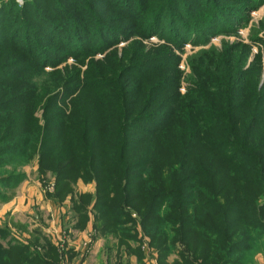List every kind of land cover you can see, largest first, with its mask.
Wrapping results in <instances>:
<instances>
[{
    "label": "rangeland",
    "instance_id": "1",
    "mask_svg": "<svg viewBox=\"0 0 264 264\" xmlns=\"http://www.w3.org/2000/svg\"><path fill=\"white\" fill-rule=\"evenodd\" d=\"M24 5L25 0H0V51H11L9 58H0V210L13 202L10 210L0 212V227L9 231L7 239L11 235L23 241L40 229L35 235L45 236L60 251L74 249L71 259L63 255V264H204L221 239L231 241L235 228L222 197L218 210H211L206 234L193 224L194 219L205 221L203 215L197 217L204 212L185 211L175 188H170L168 200L171 204L176 195L173 207L166 206L163 193L157 194L150 218L142 224L145 207L139 199L147 188H136L140 182L130 180L129 192L136 203L123 206L127 213L119 221H125L122 227L135 237L130 246H143L139 260L118 249L111 236L95 239L92 226L83 232L73 230L71 205L46 197L53 192L55 179L39 166L43 145L50 147L45 139L69 133L60 122L45 121L59 120L60 113L68 115L72 104L78 116L91 112L98 107L99 96L110 102L152 100L156 124L136 125L160 132V145L167 151L160 150L150 181L155 187L176 182V164L170 165L168 152L179 146V137L170 131L163 134V124L180 103L185 116L190 106L201 105L198 99L221 106L230 103L229 84L237 88L234 102L241 105L254 102L256 91L264 90V0H52L50 5L47 0H29L21 11ZM26 53L38 59L41 74L39 70L25 74L32 63ZM22 87L29 95L20 104ZM131 134L142 137L135 129ZM134 147L130 144L129 151ZM146 173L133 171L130 177ZM143 179L147 183V174ZM185 181L183 193H190L191 182ZM82 184L91 189L93 183ZM80 191L76 184L75 192ZM3 196L9 200L2 201ZM16 203L20 206L14 208ZM257 204L261 213L264 194ZM165 212L172 218H165ZM186 214L196 218L172 224L173 218ZM259 223L250 228L254 242H236L237 251L221 248L211 263L264 264V213ZM207 235L216 243H208Z\"/></svg>",
    "mask_w": 264,
    "mask_h": 264
},
{
    "label": "trees",
    "instance_id": "2",
    "mask_svg": "<svg viewBox=\"0 0 264 264\" xmlns=\"http://www.w3.org/2000/svg\"><path fill=\"white\" fill-rule=\"evenodd\" d=\"M51 2L47 0V5ZM28 4L29 0H25L21 11H25ZM10 54V50L4 49L0 51V58H9ZM25 56L32 60L25 74L33 75L38 70L41 74L42 67L38 59L30 53ZM5 68H10V65ZM53 74L44 73L47 77ZM26 80L22 84H26ZM227 87L230 103L221 106L198 99L201 105L196 108L190 106V112L184 116V103L181 102L179 109L176 108L169 115L163 124V134L170 131L169 134L175 133L176 139L179 137V146L173 148V152H168L170 165L176 164L177 180L167 184L160 182L157 187L150 181L153 179L150 171L163 148L160 145L162 134L136 125V122L156 124L151 115L152 100L139 102L135 98L131 101L117 99L110 102L99 96L101 99L97 100L96 105L100 109L94 108L92 113L87 110L79 116L75 112V104H72L68 115L60 113L59 120L45 121L52 124L60 122V128L69 133L67 136L59 133L57 137L45 139L50 147L46 149L43 145V151H40L39 166L51 172L55 179L54 190L46 197L55 204L69 201L73 212L71 220H74L71 228L82 230L91 223L95 239L111 236L118 249L135 255L137 260L143 258L141 248L139 244L137 247L130 246V242H135V237L122 227L121 223L125 221H119V218L126 216L123 206L136 203L129 192L130 180L140 182L136 188H147V192L139 199L140 205L145 207L141 211L142 224L150 218V207L156 205L157 194L163 193L166 206L173 207L171 204L176 202V195H172L171 204L168 200L172 194L170 188H175L179 192L178 202L184 205V210L204 212L197 217L203 215L201 220L205 221H196V217L187 214L178 217V214L172 219V224L194 219L193 224L201 228L202 234H206V228L211 226L208 223L211 210H218V199L222 197L235 228L231 233V241L221 239L217 250L220 252L221 248L232 247L237 251L238 246H234L236 242H254L255 239L249 234L250 228L260 226L259 215L264 213V210L261 213L257 210V199L264 194V90L256 91L254 102L241 105L234 102L237 88L230 84ZM27 95L28 89L22 87L19 98L23 101L20 104L26 103L24 97ZM201 102H205L208 107ZM47 104L51 106L50 99ZM81 129L87 131L81 132ZM133 129L142 135L140 139L133 137ZM132 143L135 147L129 151ZM41 145L42 141L39 142V148ZM163 150L167 151V148ZM132 166L134 169H131ZM140 170H147V183L143 179L146 174L130 177V172ZM183 179L191 182L190 193H183ZM79 181L93 183V192L76 193L75 186ZM7 200L8 196L2 197V201ZM165 218L172 217L165 212ZM227 225L228 222L223 223L224 227ZM8 232L0 227V264H63V255L66 254V259L74 255L68 249H64L65 252L58 251V247L45 236L35 235L40 234V229H34L30 237L23 241L11 235L7 239ZM192 235L198 242L196 233ZM205 240L210 244L216 243V239L209 235ZM150 242L154 244L156 240ZM217 250L213 251L210 258L216 257ZM209 253L207 251L203 255ZM210 258H206L204 264H212Z\"/></svg>",
    "mask_w": 264,
    "mask_h": 264
},
{
    "label": "crops",
    "instance_id": "3",
    "mask_svg": "<svg viewBox=\"0 0 264 264\" xmlns=\"http://www.w3.org/2000/svg\"><path fill=\"white\" fill-rule=\"evenodd\" d=\"M77 184H80L81 185V188H82V191H80V192H93V190H94V185L92 184V188L90 189V184L88 185V187L86 186V185H84V184H82V182H79V183H77ZM67 202H69V201H66L65 203L67 204ZM13 203V202H12ZM11 203V204H12ZM10 204V205H11ZM10 205H3L2 206V209L0 210V212L2 213V212H5V211H7L8 209L10 210L11 208L10 207H8V206H10ZM68 205V204H67ZM17 206H20V203L18 204V203H16L15 204V206H14V208H16ZM70 206V203H69V205H68V207ZM90 226V228H91V225H90V223L84 228V229H82V230H79V229H75V228H72L73 230H76V231H78V232H83L84 230H86L88 227ZM62 248V247H61ZM141 248V251H142V253H144V248H143V246H141L140 247ZM58 249V251L60 250L59 248H57ZM62 250H64L63 248H62ZM67 250V249H66ZM74 249H70V251H73Z\"/></svg>",
    "mask_w": 264,
    "mask_h": 264
}]
</instances>
